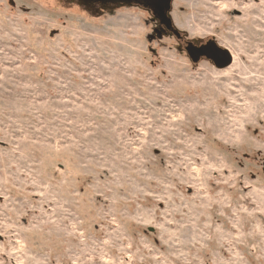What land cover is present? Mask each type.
<instances>
[{"label": "rangeland", "instance_id": "374dc122", "mask_svg": "<svg viewBox=\"0 0 264 264\" xmlns=\"http://www.w3.org/2000/svg\"><path fill=\"white\" fill-rule=\"evenodd\" d=\"M114 4L0 0V264H264V0Z\"/></svg>", "mask_w": 264, "mask_h": 264}, {"label": "water", "instance_id": "95a60500", "mask_svg": "<svg viewBox=\"0 0 264 264\" xmlns=\"http://www.w3.org/2000/svg\"><path fill=\"white\" fill-rule=\"evenodd\" d=\"M160 16L162 22L167 28L173 29V20L169 15L171 9L172 0H160ZM173 31L178 34V30L173 29ZM187 52L194 62L200 60L202 56L213 60L215 65L219 68L228 66L232 61V54L227 48H223L217 44L214 39H209L206 44L200 47L195 46L192 42L187 46Z\"/></svg>", "mask_w": 264, "mask_h": 264}, {"label": "flooded vegetation", "instance_id": "af4514ba", "mask_svg": "<svg viewBox=\"0 0 264 264\" xmlns=\"http://www.w3.org/2000/svg\"><path fill=\"white\" fill-rule=\"evenodd\" d=\"M103 1H104V5L107 6L108 8L116 6L114 4L115 0L112 2V4L108 3L109 0H103ZM122 1L129 2V3H136L138 5H141L145 8L150 9L153 13L154 21L156 22V26L154 29L155 35L159 38H162V37L167 36V35H174L179 40L183 41L184 48L186 51H187V46L189 45L190 42H192L195 46L200 47L203 44H206L207 41L209 40V39L206 41H191V40H187V39L185 40V38H184L185 36L178 29H176L174 24H173V29L178 30V34H176L173 31V29L167 28L166 25L162 22V18L160 16V6H162L160 0H122ZM202 57H205V56H202Z\"/></svg>", "mask_w": 264, "mask_h": 264}]
</instances>
